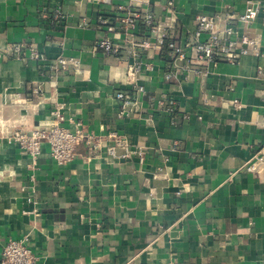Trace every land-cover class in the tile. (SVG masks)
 Listing matches in <instances>:
<instances>
[{
    "label": "crops",
    "instance_id": "0c3cea01",
    "mask_svg": "<svg viewBox=\"0 0 264 264\" xmlns=\"http://www.w3.org/2000/svg\"><path fill=\"white\" fill-rule=\"evenodd\" d=\"M247 1L175 0L178 26L193 28L200 14L242 13ZM254 1L259 13L246 31L264 49V0ZM127 2L0 0V257L9 239H26L35 264H264V178L245 168L264 147V58L210 63L205 75L166 81L173 57L152 53L142 104L121 117L115 93L126 87V53L96 46V22ZM57 9L67 19L55 20ZM16 43L21 52L11 50ZM59 56L79 58L86 74L51 77ZM163 95L176 102L172 115L149 101ZM57 102L65 125L81 121L101 147L81 144L61 165L43 143L33 168L12 136L47 126ZM112 131L141 146L143 161L121 157L122 148L110 155Z\"/></svg>",
    "mask_w": 264,
    "mask_h": 264
},
{
    "label": "built area",
    "instance_id": "2783aa9c",
    "mask_svg": "<svg viewBox=\"0 0 264 264\" xmlns=\"http://www.w3.org/2000/svg\"><path fill=\"white\" fill-rule=\"evenodd\" d=\"M92 1L97 4L105 2ZM153 4L163 5L161 14H156L151 7ZM117 9L119 13L115 15L98 16L96 27L101 30L102 35L96 40V46L107 56L123 58V53H126L124 83L127 88L115 93L121 117L127 116L134 107H140L142 104L146 88L140 79L145 72L149 73L155 69L152 53L168 51L173 57V62L169 63L164 72L166 81L185 80L192 73L205 75L207 72L201 67L210 63L225 61L237 64L243 56L250 54L264 58L261 42L246 31L247 26L259 13V5L254 0L246 2L242 13L218 11L213 14H200L191 29L178 26V8L175 0H165L164 3L160 0H128L127 3H119ZM54 19L63 20L67 19V16L57 9ZM12 49L21 52L22 44L16 43ZM32 51V56L38 58L37 51ZM61 71L85 75L87 69L77 57L59 56L51 63L49 75L56 77ZM32 93L42 95L39 86L35 87ZM156 99L151 97L149 101L163 107L167 114L172 115L177 111L175 101L167 100L164 95ZM64 108V103H55L50 112V121L44 128L18 130L13 134L12 139L31 156L33 168L41 155L43 143L48 144L51 156L61 165L76 157L81 144H86L92 150L101 147L102 138L86 130L81 121L70 118L68 121L72 127L65 125L67 118ZM151 116L148 114L146 120L151 121ZM183 118L187 119L189 115L184 113ZM198 118L202 119L203 116L198 115ZM106 137L112 141L107 148L110 155L116 156L117 149L122 148L125 152L121 157L135 156L143 161L145 151L141 146L132 147L117 131L108 133ZM245 168L248 172L263 174L264 178V147L254 153ZM37 258L26 239H9L2 250L0 264H35Z\"/></svg>",
    "mask_w": 264,
    "mask_h": 264
}]
</instances>
